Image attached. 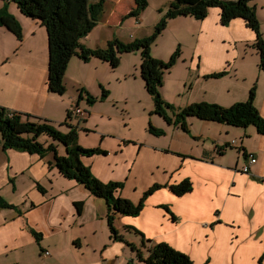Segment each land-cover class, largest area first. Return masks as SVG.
<instances>
[{
  "label": "crops",
  "instance_id": "0c3cea01",
  "mask_svg": "<svg viewBox=\"0 0 264 264\" xmlns=\"http://www.w3.org/2000/svg\"><path fill=\"white\" fill-rule=\"evenodd\" d=\"M42 1L48 9L58 0ZM111 1L114 7L108 13L104 10L98 24L82 38L84 44L104 47L108 41L120 37L118 31L129 21L141 22V14L138 19L124 17L135 9V0ZM5 4L20 21L23 35L20 40L0 25V105L22 113L24 119L49 122L62 120L63 113L73 105L88 102L90 96L99 99L92 106L91 111L95 110L97 103L104 100L100 97L101 85L105 84L99 76L90 82L81 77L87 66L108 70L113 68L110 63L95 57L85 62L74 56L68 67L81 66L83 70L80 75L67 70L64 81L67 84V77H73L76 91L69 95L66 85L64 94L50 91L46 26L39 19L25 15L15 2L0 0V8ZM251 4L257 8L264 37V0H253ZM159 11L165 12L162 8ZM70 16L75 26L87 25L86 0H72ZM187 17L194 20L197 31L194 51L184 103L172 104L183 107L209 101L230 106L246 100L255 86L254 102L264 117V70L260 67L259 52L253 46L257 38L255 31L241 17L224 25L220 7H210L202 20L191 16L171 20ZM100 30L106 33L97 34ZM131 32L134 38L138 37V30L134 28ZM73 34L74 31L66 28L63 39L68 40ZM95 34L96 42L87 44ZM125 54L128 53L121 55L122 62ZM222 70L227 71L224 76L207 77ZM188 119L197 127L194 133L202 137L205 128L215 126L210 125L215 121L194 116ZM83 122L87 120H77V125ZM216 123L228 129L227 135L208 134L207 139L213 144L186 142L193 137L194 130L186 131L167 122L159 126L165 134L157 135L166 138L163 143L150 136L137 141L118 138L116 146L109 143L99 146L107 153L83 157V162L100 180L124 181L116 195L138 203L149 191L139 214H116L114 226L120 239L108 225L109 206L105 198L93 195L83 184L65 177L55 166L52 155L43 157L4 149L0 134V195L17 206L0 208V264H147L137 258L136 250L128 244L145 250L144 238L169 243L187 253L195 264H264V135L253 125L232 129V125ZM231 133L237 139L242 138L239 144L237 140H228ZM45 138L47 141V135ZM79 142L93 147L83 133H79ZM56 144L58 153L66 155L65 146ZM226 144L230 146L225 148ZM231 145L238 151L233 153L234 159L228 157L227 148ZM223 147L222 152L217 151ZM251 155L257 160L245 172L244 166ZM187 178L192 182L191 191L179 195L172 190V185ZM154 185L159 187L150 192ZM76 202H83L80 211ZM32 229L42 234L40 241ZM152 244L148 243L147 247Z\"/></svg>",
  "mask_w": 264,
  "mask_h": 264
},
{
  "label": "trees",
  "instance_id": "16d2710c",
  "mask_svg": "<svg viewBox=\"0 0 264 264\" xmlns=\"http://www.w3.org/2000/svg\"><path fill=\"white\" fill-rule=\"evenodd\" d=\"M15 2L20 10L27 16L39 19L46 26L49 36V78L48 88L50 91L64 94L66 92L65 74L72 57L78 56L85 62H89L93 57L109 62L113 68L119 66L121 55L133 51L141 53V76L145 82V87L154 101V111L164 117L167 122L181 126L188 131L187 118L194 116L202 120L226 123L232 126L248 127L255 126L259 134L264 135V117L255 105L256 87L250 90L249 97L244 101H238L230 106H223L219 103L209 101H198L183 107H176L168 102L160 92L163 75L173 64L166 62L152 54V45L166 29L169 21L179 16H191L197 20L204 19L210 7L221 8V22L228 25L234 18H243L247 25L257 34L253 46L260 55V67L264 70V37L261 23L257 14V8L251 4L253 0H169V6L162 14L154 26L151 34L132 41H123L113 38L104 47H90L82 42L93 28L98 24L105 10L106 0H86L89 14L87 25L77 27L71 20L70 8L72 0H58L51 8H45L42 0H4ZM81 1V0H77ZM136 7L124 17H134L139 15L149 5V0H135ZM0 25L6 26L20 40L22 39V25L20 21L9 12L8 5L0 8ZM66 28L74 31L73 36L68 40L63 39ZM227 73L226 70L213 72L207 77H221ZM101 99L107 98L109 90L101 85ZM97 98L90 96L88 102L93 105ZM169 109L173 110V116L169 114ZM27 115V114H26ZM23 114L0 105V134L2 136V146L4 149H17L29 153H37L45 156L49 152L53 153L54 164L60 172L67 178L75 179L83 184L95 196L103 197L109 206L108 225L113 235L120 239L114 226L116 214H139L143 208L145 196L138 203H134L126 197L116 195V191L124 186V181L104 182L97 178L91 168L83 162L84 156H92L99 153H107L101 147H84L79 143L77 128L78 125H70L71 130L64 133L50 124L47 120L33 121L23 118ZM30 116V115H27ZM68 118L72 115L68 111ZM82 119V118H81ZM84 121V120H83ZM80 123V122H79ZM150 132L156 135L165 134L164 129L149 127ZM42 134L47 135L52 141L47 145L40 142L38 137ZM57 143H62L66 147V155H60L56 149ZM159 185H154L158 188ZM172 190L177 194H184L192 190V182L189 178L172 185ZM83 202H76L80 211ZM17 206L11 204L0 195V208ZM37 241H40L41 233L32 229ZM143 236V235H142ZM144 238V237H143ZM121 240L122 237H121ZM142 246L137 247L128 243L137 252V258L147 264H195L192 258L185 252L178 250L167 242H153L151 239H143ZM148 243H153L147 247Z\"/></svg>",
  "mask_w": 264,
  "mask_h": 264
},
{
  "label": "rangeland",
  "instance_id": "374dc122",
  "mask_svg": "<svg viewBox=\"0 0 264 264\" xmlns=\"http://www.w3.org/2000/svg\"><path fill=\"white\" fill-rule=\"evenodd\" d=\"M149 2L150 3L145 11L141 13V16L143 15L141 22L131 23L129 21L130 23L128 22L126 27L118 31L120 37L117 36V33H115L114 36L120 38V40L128 42L151 34L154 30L155 24L162 15L160 14L159 9L162 8L166 12L170 2L169 0H149ZM124 6H126V3L121 7ZM113 7L114 5L111 0L106 2V13H108ZM192 21L194 20L188 17L183 20H171L162 35L159 36L156 42L152 45V53H154V55L161 57L166 62L171 61L173 58L172 66L167 69L163 75L160 92L164 97L169 98L171 103L179 106L184 103V93L187 89L186 84L188 83L191 56L193 55L195 34L197 33V31L194 30V24ZM134 28L138 30V37L136 38L133 37L131 32ZM98 33L104 35L106 32L100 30L97 34ZM97 34H95L92 39L88 40L89 43L87 41L86 43L91 45V42H96ZM123 59L124 61H121L118 67H109L108 70L96 69L92 65L87 66V71L81 78L90 82V80L94 81V78L99 76L104 82L105 88L109 90V95L104 100H101L100 103L98 102L96 109L93 111H91L93 105H89L88 102H84L83 104L80 103V107L87 110L85 115L82 116L87 122L78 125L80 126L77 128L78 137L79 133H83L86 138L92 141L91 144H93V147H99L101 145L106 146L107 143L110 144L109 146H112V144H115L114 146H116L118 138L137 141L147 140L149 136L155 141H161L163 143L166 141L164 136H157L149 130L151 124H153L154 127L159 128V126H163L167 123V120L154 111L155 105L153 98H151L148 93L145 87V82L141 76V53L140 51H133L125 54ZM67 70L69 73L71 71L80 75L83 68H81V66L74 67L70 65L67 67ZM66 86L69 95L70 92L76 91L73 77H67ZM68 94L65 96L66 99L69 98ZM97 101H99V99ZM68 111L69 110H67L66 113H63L62 120L48 122L60 131L68 133L71 130L70 125H77L78 120V116H76L75 118H71L70 120L72 122H70L68 119ZM169 114L173 116L172 109H169ZM186 123L188 125V130L193 129L194 131L192 134L193 137L184 141L192 142L195 145H201L207 142L212 143L211 139H207V136L213 132L218 134L221 132L224 135H227L225 130L228 128L226 126L224 128L216 122H210V125L215 126H213V128H205L203 131L205 135L203 137L200 133H194L197 132V127L191 125L188 118ZM231 128L242 129L241 126H231ZM45 136V134L40 135L38 140L47 145L50 143V140L47 138V141H45ZM228 138L229 141H232L233 139L235 141L237 140L238 144L242 140V138L241 140L237 139L234 133L229 134ZM176 142L179 143L181 140H176ZM56 149L58 150V144ZM61 149H63V146H61ZM227 150L228 157L234 159L235 156L233 153H236L237 149L232 146L227 148ZM62 153H64V150ZM49 155L53 156V153L49 152Z\"/></svg>",
  "mask_w": 264,
  "mask_h": 264
},
{
  "label": "built area",
  "instance_id": "2783aa9c",
  "mask_svg": "<svg viewBox=\"0 0 264 264\" xmlns=\"http://www.w3.org/2000/svg\"><path fill=\"white\" fill-rule=\"evenodd\" d=\"M85 112L86 110L82 109L79 105H73L71 108H70V113L72 116H82V115H85ZM234 142V140H233ZM223 148H217V151H222ZM256 157L251 155L249 156L248 158V162L247 164L244 166V171L247 172L250 170V165L254 162H256ZM49 252L46 251V254H48Z\"/></svg>",
  "mask_w": 264,
  "mask_h": 264
},
{
  "label": "clouds",
  "instance_id": "9594fccd",
  "mask_svg": "<svg viewBox=\"0 0 264 264\" xmlns=\"http://www.w3.org/2000/svg\"><path fill=\"white\" fill-rule=\"evenodd\" d=\"M78 105V104H77ZM87 111V110H86ZM69 112H70V109H69ZM82 116H84V115H82ZM73 117V116H72ZM74 117H76V116H74ZM81 119V116H78V120H80ZM235 141V140H234ZM227 146H230V145H228V144H226V145H224V147L226 148ZM224 147H223V149H224ZM223 151V150H222ZM221 151V152H222Z\"/></svg>",
  "mask_w": 264,
  "mask_h": 264
}]
</instances>
